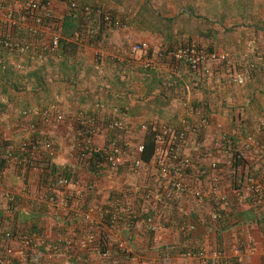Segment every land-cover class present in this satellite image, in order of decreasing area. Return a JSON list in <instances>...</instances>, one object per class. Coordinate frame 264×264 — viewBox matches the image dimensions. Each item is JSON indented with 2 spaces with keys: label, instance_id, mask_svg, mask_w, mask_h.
<instances>
[{
  "label": "crops",
  "instance_id": "crops-1",
  "mask_svg": "<svg viewBox=\"0 0 264 264\" xmlns=\"http://www.w3.org/2000/svg\"><path fill=\"white\" fill-rule=\"evenodd\" d=\"M7 1L0 0V8L4 12H8L9 4H12ZM67 1L48 0V3L53 13L62 16ZM172 1L179 2L166 4L165 0H77L78 3H96L125 23L128 18V24L109 31L97 46H79L75 51L62 48L61 52L57 51L59 53L52 58L43 59V51L41 55L35 53L23 57L11 53L4 57L0 55V58L3 57L0 62L8 63L14 69V75L4 82L7 91L0 95V128L5 132L3 136L18 140V128L34 119L21 117L20 111L23 108L54 105L64 114L66 122L62 128L52 130L57 134L51 132L57 148L56 165L79 182L76 186H70L73 198L66 217L42 207L41 203L39 209L34 205L37 201L31 199V195L47 192L46 177L43 182L42 179L37 180L34 172H29L27 193L21 176L8 171L7 177L0 180L2 222L17 232L46 226L52 237L56 234L71 233L80 237L85 235L88 229L93 233L100 231L97 238L103 243L102 247L108 248L110 256L106 259L100 254L104 259L99 261L97 256L96 260L105 264H128L122 249L117 248L115 243L127 234L138 233L137 228H130L121 222L120 235H116L114 230H109L104 223L103 212L113 193L122 191L125 186L129 189L132 203H139L132 198L137 196V185L140 182L136 180V176H131V171H125L129 167L127 163L119 168L118 176H114L115 173L112 176L104 169L90 168L85 162L76 160V141L80 137L74 122L76 116L83 114L101 115L103 119L121 118L129 127V130H124L127 135L140 139L149 134L153 144L151 132L144 134L139 130V125L159 121L179 126L182 125L183 118H190L192 109L209 114L224 128L232 127V117L234 116L233 121L236 120V115L241 112L246 118L247 128L255 130L259 120L264 117V0ZM147 4L156 12H160L163 7L167 17L186 10L193 14L188 21L191 22L190 26L182 32L183 37L191 36L193 42L198 45L201 43L216 50L226 51L229 61H233L232 68H237L245 74L244 83H234L225 74L229 67L226 69L217 64L213 74L197 78L182 62L172 61L173 64H169L170 60L166 58H156L150 67L146 68L143 60L128 58L129 45L133 41H147L152 50L165 48L163 44L166 43L167 37L162 32L141 26L137 21L138 17H133L138 10L147 7ZM11 7L13 8L12 5ZM13 11L15 16L14 8ZM4 22L11 31L14 30L6 20ZM194 25L201 33L206 34L209 31L204 36H198L195 34ZM182 26V23H179L175 27L174 35ZM257 55H261L263 59L253 66L251 63ZM19 62L24 66L21 70L17 68ZM4 80L5 78H2V81ZM168 82L171 85L168 86ZM96 102H102L104 108H97ZM112 108H119V112H112ZM107 137L108 132L101 129L94 135L93 140L101 145ZM205 138L209 142L212 133H207ZM188 149L193 152L192 146H188ZM148 182L151 183L149 178L145 183ZM2 190L10 191L18 201L20 200L15 210L7 209ZM28 198L33 204L32 207L31 203H27ZM89 206H93L94 210L90 220H85L83 215ZM236 212L238 211H233L227 216L231 226L227 229L225 227L219 233L198 225L197 230L185 239L182 234L158 230L153 242L155 246L152 245L149 256L137 254L139 264H206L185 258L182 255L183 245L188 244V248H193L196 252L203 251L215 246L218 234L222 235L220 244L223 247L228 248L238 241H241L242 246H252L251 250L243 253L238 264H264V229L256 221L259 212L247 207L240 213L245 222L238 225ZM237 233L239 238H234ZM178 241L182 246L181 249L176 248V251L174 248ZM161 246L164 248V255L161 254ZM41 251L48 252L45 248H41ZM76 253L73 258L72 255L69 257L62 254L54 264H96L95 257L98 254L95 255L93 250H77ZM16 254H19L17 249ZM231 262L228 260L227 264Z\"/></svg>",
  "mask_w": 264,
  "mask_h": 264
},
{
  "label": "built area",
  "instance_id": "built-area-1",
  "mask_svg": "<svg viewBox=\"0 0 264 264\" xmlns=\"http://www.w3.org/2000/svg\"><path fill=\"white\" fill-rule=\"evenodd\" d=\"M7 3L12 4H9L8 12L0 11L2 18L0 20H6L10 26H15L18 23L23 25L25 29L36 34L38 41L32 45L31 41L21 42L0 33L1 47L8 49L18 57L35 55V53L41 55L40 53L44 49L53 52L58 48L61 35L49 28L53 22V11L48 2L9 0ZM11 5L16 11V15L9 17V12L13 13ZM66 5L74 18L93 12L102 22L110 23L115 28L126 26L119 17H113L111 12L103 8L93 10L91 4L78 3L75 0H68ZM88 32V35L93 37L94 29L90 28ZM45 37H47L46 43L44 40L40 41ZM81 37L82 33L75 30L74 40H80ZM39 43H41V49L37 48ZM129 46L128 58L143 60V65L146 68L150 67L154 59L166 58L176 63L182 62L197 78L213 74V71H216V64L231 63L227 53L209 50L198 44H190L172 50H163V48L153 50V56L149 55L151 48L147 41H133ZM37 49L38 51L35 52ZM257 60H261V56H257ZM17 68L20 70L24 68L22 62L17 63ZM123 74L124 72L121 75ZM225 74L236 84H243L245 81V74L241 71L228 69ZM167 85L169 86L171 83L168 82ZM95 106L99 109L104 108L102 102H96ZM112 112L118 113L119 108H112ZM21 115L34 117L20 127L21 135L34 134V139L30 140L26 137L19 148H1L0 159L6 163L14 161L25 164L27 163L25 157H20L22 151H25L29 157L38 160L35 165L31 166L30 172H34L39 178L41 172L46 171L41 167L39 160L43 159L46 162L57 164L55 140L50 133L42 129V126L45 122L60 124L64 121L65 116L54 105L22 109ZM74 122L79 130L85 131L82 137H78V143L76 141V154L79 159L85 160L89 153H98L105 170L119 169L125 163L136 171L150 169L149 166L144 169L146 164L142 158L145 150L144 143L141 139H136V137L125 133L124 130H129V127L124 124L121 118L103 119L101 115L79 114ZM181 123L182 125L178 126L166 122L151 121L139 125L141 132H151L153 135L154 147L150 166L154 172H158L159 175H157L160 178V182L155 185L162 190L166 187L173 189L176 201H174L175 205L170 206V209L177 206L184 210L181 214L182 218L176 220L178 233L190 236L197 230L198 225H203L198 219L187 213L186 204L190 199L200 205L204 204V209L200 206L196 215L200 219L206 218L209 221L221 220L224 215L228 216L234 211L233 205L242 206L249 195L256 194L258 199L264 203V177L256 176L247 169L236 167L235 178H232L231 181L227 179L233 163L229 156L233 146L232 139L237 137L234 127L224 128L221 123H216L209 114L194 109L190 110V118H183ZM101 129L108 132V137L103 144L98 145L93 138ZM209 132L212 133V138L208 142L205 135ZM257 136H261L262 140L256 141ZM243 141L250 146L253 153L259 154L264 160V117L259 120L254 133L247 134ZM188 146H192L193 152L189 151ZM145 172L147 171L145 170ZM78 183V180L73 179L66 171L60 170L55 175L46 176L47 192L36 195V201L44 207L68 217L67 213L73 198L70 186H76ZM161 184H163L162 187ZM89 188L91 187L89 186ZM8 193L5 192L2 195L6 197ZM122 199L124 197H116L114 200L115 204L106 224L109 230H113L117 222H126L128 219L139 222L148 232H157L166 228L167 221L156 213H151L156 205L157 208L159 207L158 204H155L154 196L147 197V200L145 198L140 210L132 203H123ZM149 209L150 211H148ZM93 210L94 207L89 206L84 212L83 219L90 220ZM96 240L95 233L89 229L85 235L80 237L74 233L56 234L52 237L46 226H39L36 230L17 232L0 219V264H54L62 254L70 257L76 250H91L96 245ZM116 247L122 249L128 264H139L134 246L129 245L125 238H119ZM41 248L47 249L48 252L42 253ZM16 249L19 254H16ZM249 249L251 250L252 246L232 243L228 248L204 249L199 252L188 248L183 251L182 255L185 258L196 259L201 263L227 264L228 260L233 259L241 262L243 253ZM101 255L105 258L108 257L109 250L105 248L101 251Z\"/></svg>",
  "mask_w": 264,
  "mask_h": 264
},
{
  "label": "trees",
  "instance_id": "trees-1",
  "mask_svg": "<svg viewBox=\"0 0 264 264\" xmlns=\"http://www.w3.org/2000/svg\"><path fill=\"white\" fill-rule=\"evenodd\" d=\"M39 1H41L43 3L48 2V0H39ZM75 1H77V0H75ZM1 3H0V5H2ZM82 3L89 4L88 2H82ZM91 5L93 6L92 7L93 10H95L96 8H103L99 5H97L96 3L95 4L91 3ZM103 9H105V8H103ZM105 10H107V9H105ZM0 11H2L1 8H0ZM159 13L160 12H156V10H153L150 6H147V7H143L140 10H138L134 14L133 17H135V16L138 17L137 21L141 24V26L143 25L144 27L146 26V28L149 27V29L158 30L159 32H162L167 37L166 43L163 44L165 46V48H163V50H172V49H176L178 47H183V46L190 45V44H196L193 42L191 36L183 37V35H182V32L186 31L188 26H190L191 22H188V21L191 20L190 17H192L193 14L189 13L186 10V11H183L179 14L174 15V16L161 17ZM13 14H14V11H13V13L11 11V12H9L8 15H9V17H11V16H13ZM111 14L113 15V17H116V15L114 13L111 12ZM196 18H197V16H196ZM125 21H126V23L125 22L124 23L128 24V18L125 19ZM179 23H182L183 26L181 29H178L174 35V29ZM11 26H13V25H11ZM9 27H10V25H9ZM13 27H14V30L11 31L8 28V25H6V22H4L3 20H0V33L1 34H4L6 36H10L12 39H16V40L21 41V42L31 41L32 45H35V42L38 41V37L36 38V34H33L30 31H28L27 29H25L23 25L18 23L17 25H15ZM49 28H51V30H55V31L59 32L61 35V38H60V41L58 44V48L55 51L50 52L47 49L43 50V52L41 53L42 56L44 57L43 59H46V57H51V58L55 57L56 53L61 52L62 48L67 49L68 51H75L76 48H78L79 46H81V47L84 45H93V46L96 45L97 46L98 43L101 41L102 37L107 36L109 31H111L115 27H113L110 23L102 22V20L97 18V16L93 12L88 13V14L83 15V16L78 15V17L74 18V17H72V13L69 12V9H67V5H66L62 16H58L57 14L53 13V22H52L51 26H49ZM90 28L94 29V32L92 34L93 37H90V35H88L89 34L88 30ZM194 29H195V34H197L198 36H204L209 31L208 30L206 32V34L203 32L201 33L196 25H194ZM75 30H79L82 33V37L80 40H74L73 35H74ZM43 38L40 41L44 40V43H46L47 37H45V39H43ZM205 47L208 48L209 50H216L215 48H213L211 46H208V47L205 46ZM37 48L41 49V43H39V46ZM57 51H59V52H57ZM9 53L12 54V52H10L8 49L0 46V55H2L4 57V56L8 55ZM149 55L153 56V50L152 49H150ZM3 57L0 58V61H2ZM169 64H173L171 60L169 61ZM65 65L66 64H64L63 66L65 67ZM223 68L227 69L228 67L225 66ZM229 69L232 70L233 69L232 66H229ZM236 70H237V68H236ZM34 71H36V70H34ZM13 75H14V69L12 68V66L9 65L8 63H1L0 62V81H1L0 82V95L4 91H7V88H6L4 82L9 81V79ZM249 76H250V74H249ZM2 78H5V80L2 81ZM1 109H2V106L0 105V111H1ZM23 109H27V108H23ZM21 111H20V116L22 117ZM232 118L234 119V116ZM233 119L231 120L232 121L231 126L236 129L237 137H239V138L236 137V138L232 139L233 140V146L231 147L229 156L232 158L233 163H232V167L230 169V172L228 173L227 179L231 181L232 178H235V176L237 174L236 167H241L243 169H247V170L253 172L256 176L264 177V160H262V158L259 154L253 153L251 151L250 146L247 145L246 143H244V141H243V138L247 134L254 133V129L249 130L247 128V126L245 124L246 118L244 117V114H242L241 112L238 113L237 117L235 118L236 120L233 121ZM18 131H19V136H18L19 138H18V140H14V139L9 138L7 136H3V133H5V132L3 131V129L0 128V150H1V148H7V147L8 148H10V147L19 148L21 146V142L24 141L26 139V137L29 138L30 140L34 139V134H30L29 136H24V135H21L20 130H18ZM84 133H85V131L80 129L78 134H80V137H81L82 134H84ZM140 139L142 140V142L145 145V150L142 154V158H143L144 162L146 163L144 165V169L146 166H149L150 169L149 170L145 169L147 172H145V170L144 171L141 170L138 172L135 169H133L132 167H127V169L125 170V171H128V170L131 171V173H132L131 176L135 174L136 180L140 182V184L137 185L138 186V189L136 191L137 196L132 198V199H135L136 202L138 201L139 203H135V204L132 203V201L130 200V194H129L128 188L126 186L122 187V189H121L122 191L118 192V190H117V192L113 193V196H111L109 198V201L107 202L106 207L104 209L105 211L103 212L104 213V223L107 224V222H108L110 211L115 204L114 200L116 199V197H124V199H122L123 203H132L133 205L137 206L138 209L140 210V208H142V202L145 200V198L147 200V197L154 196L155 204H158L159 207L157 208V205H156L155 209L152 210L151 213L152 214L156 213L157 215L163 217L167 221L166 228L160 229V230H167V231H171V233L178 234V231L176 230V220L181 217V214L184 212V210H183V208H181V209L177 208V206H175V207L173 206V208L170 209V206L175 205L174 201H176V198H175L176 194H175V191L173 189H171L170 187L169 188L166 187L165 189L162 190V188L155 185V183L158 184L160 182V178L158 176L159 175L158 172H154L151 169L152 166H150L151 162H152V153H153L152 148L154 147V144L151 142L149 134H145ZM255 139H256V141L262 140L261 136H257V138H255ZM20 157L21 158L25 157L27 163L24 164V163H18V162H14V161L11 163H6L4 160L0 159V180H4L7 177L8 171H13L12 173H17L18 175L21 176V178L23 179V181L26 185L25 191L27 192L28 191L27 186H29V185H27V184H29L27 182V178L29 176L30 168H31V166L35 165L38 160L36 158L29 157L28 153L25 151H22V153L20 154ZM76 158H77L76 159L77 161H79V160L82 161L80 163L85 162L86 166L88 165L87 167H90V168L96 167L97 170L98 169L103 170L105 168L101 164V158H100L98 153H89L85 160L79 159L78 156H76ZM39 161H40L41 167L45 168L46 171L41 172V174L39 175V178H37V180L42 179L44 182V179L46 176L48 177V176L53 175V174L55 175L60 170L66 171L64 169H59L62 167H60L56 164H53V163L46 162L43 159H41ZM106 171L109 172L110 170L106 169ZM115 172H116V174L117 173L120 174L119 169H116ZM148 178H149V180H151V183H149V182L145 183L146 179H148ZM151 184H153V185L151 186ZM148 186H150V187H148ZM162 186H163V184H161V187ZM43 191H45L44 188H43ZM5 192H8V191L2 190L1 193H5ZM27 193H29V192H27ZM29 195H31V194H29ZM2 197L5 200L6 207L8 210H11V211L15 210L18 203H20V200L18 201L17 200L18 198L14 194H12L10 191L6 197L3 195H2ZM35 197H36V194L31 195V199H33L34 201H36ZM150 202H151V200H150ZM27 203H29V204L31 203V200L29 198H28ZM39 204H40L39 202L34 203V205L38 206L37 209H39ZM150 204H148V205H150ZM30 205H31V207L33 206L32 203ZM40 205L43 207L42 204H40ZM186 206H187L186 207L187 213L189 215L198 219L205 227H207L209 230L215 231L216 233L223 231L222 229H225V227L227 229V227H230L231 226L230 224H232V223L228 222L229 218L226 215L223 216V219L217 220V221H209L206 218L200 219V217H198L195 214V212H197V209L200 206L203 207V209H204V204L200 205L198 202H194V200H192V199L189 200V202L186 204ZM247 207L253 208L255 210L257 209V212H259L258 213L259 218L257 217L256 221L258 224H261L263 226V229H264V224H263L264 223V203L258 199L256 194L249 195L247 198V201H245L242 206L233 205V210L238 211V212H236V213H238V215L236 214L237 219H238L237 225L245 222L244 219L240 217V213L244 209H247ZM148 211H150V209ZM120 223H121V221L117 222L115 228L113 229L114 233L116 235H118V234L120 235ZM124 223L126 225H128V227H130V228H133V226H135L134 228H137V231H138V233H132V234L130 233V234H127L126 236H124L126 242L129 245L134 246V251L136 254L141 255V256H149V254L151 253L152 245L155 246L153 244V242H154V239L156 238L157 232L146 231L141 226V224L139 222L134 221V220L128 219ZM234 225H235V223L232 226H234ZM99 233H100V231H99ZM99 233H97V231H95L96 238H97V235ZM238 234L239 233H237V235L235 234L234 238H239ZM186 235H182V236L186 239L189 236V235L188 236H186ZM176 236H178V235H176ZM221 238H222V235L218 234L217 240H215L216 244L212 248L223 247L220 244ZM235 240H237V239H235ZM240 242L241 241H238L237 244H239ZM116 243H115V246H116ZM95 244L96 245H94L90 251L93 250L95 255H96V253L98 254L95 257V262H96V264H100L101 262H99V261H102L100 259H104V258L100 257L101 251H103L106 247L101 246V245H103V243L98 238H97ZM239 245H242V243H240ZM181 246H182V243L180 241H178L175 244L174 249L176 251H178L176 248L181 249L180 248ZM183 247H184L183 251H185L189 247V245L186 244V246H185V244H184ZM212 248H208V249H212ZM161 249H160L161 254L164 255V248L162 246H161ZM76 252H77V250L74 251L72 258L77 255ZM97 256H99V261L96 260ZM109 256H110V254H109ZM108 257H106V259ZM230 261H232L230 264H238L239 263V262L235 261L234 259L230 260Z\"/></svg>",
  "mask_w": 264,
  "mask_h": 264
},
{
  "label": "rangeland",
  "instance_id": "rangeland-1",
  "mask_svg": "<svg viewBox=\"0 0 264 264\" xmlns=\"http://www.w3.org/2000/svg\"><path fill=\"white\" fill-rule=\"evenodd\" d=\"M165 2H166V4L168 3V4H170V3H173L174 2V4H176V3H178L179 1H172V0H165ZM147 6H149L148 4H147ZM160 16L161 17H166V15L164 14V8L163 7H161V9H160ZM201 46H204L205 47V45H202V44H200ZM206 48V47H205ZM206 49H208V48H206ZM217 51H219V52H225V53H227L226 51H224V50H217ZM227 55H228V53H227ZM257 56H261V55H257ZM257 56L254 58V61H252V63L251 64H253V66L258 62V61H262V56H261V60H257ZM231 62V61H230ZM233 62V61H232ZM232 62L231 63H228V62H224V63H220V64H217V66H220V67H229V66H232ZM249 64H250V62H248ZM240 68V67H239ZM229 69V68H228ZM227 69V70H228ZM233 70V69H232ZM239 71V70H238ZM66 122L65 121H63L62 123H60V124H55V123H48V122H45L44 123V125L42 126V129L43 130H45V131H47L48 133H50L51 134V132H52V130H57V129H60V128H62L63 126H64V124H65ZM18 130H20V127L18 128ZM52 133H54V134H57L56 132H52ZM56 136V135H55ZM53 137V136H52ZM54 138V137H53ZM54 140H55V138H54ZM127 153V152H126ZM129 156V154H126V156ZM129 166V165H128ZM130 167V166H129ZM139 172V171H138ZM113 173H115V175L114 176H116L117 174H116V172H115V170H110L107 174H109V175H112L113 176ZM118 176V175H117ZM133 176V175H132ZM134 176H135V174H134ZM119 177H121V176H119ZM123 178V177H122Z\"/></svg>",
  "mask_w": 264,
  "mask_h": 264
}]
</instances>
